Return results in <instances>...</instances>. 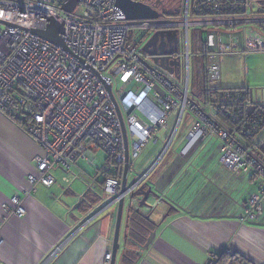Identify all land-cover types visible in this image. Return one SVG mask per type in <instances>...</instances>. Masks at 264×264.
Instances as JSON below:
<instances>
[{
	"label": "built area",
	"instance_id": "2783aa9c",
	"mask_svg": "<svg viewBox=\"0 0 264 264\" xmlns=\"http://www.w3.org/2000/svg\"><path fill=\"white\" fill-rule=\"evenodd\" d=\"M68 1L0 0V111L17 121L47 152L37 159L40 175H30L31 184L52 186L56 181L50 173L53 167L62 170L66 183H71L67 174L79 159L93 164L99 160L97 153L104 151L117 163L114 175L106 179L105 193L117 203L131 201L132 193L145 185L169 153L186 158L208 137H217L221 162L227 168L238 174L255 171L259 189L250 193L242 220L263 219L264 138L258 140L263 150L259 152L258 146L241 140L239 129L250 107H264V97L257 98L248 87L234 90L218 85L222 59L233 53L248 55V29L254 44L261 35L255 27L264 30V12L252 10L253 0H184L178 17L166 23L159 19L131 23L117 0H80L71 13L63 9ZM53 18L64 23L67 49L33 33L47 30ZM164 27L178 29L180 37L179 65L172 72L155 67L141 47L155 29ZM138 32L144 35L137 41ZM234 32L240 43L234 38L231 44L221 42L223 33ZM109 87L127 128L130 157L125 192L126 144ZM189 116L192 122L179 154V135ZM161 131L168 135L160 137ZM152 142H162L156 159L129 183L136 162ZM253 150L258 159L252 156ZM108 163L104 169L112 168ZM72 174L89 189L96 188L97 177L88 180L81 171ZM7 210L19 217L26 212L19 196H14ZM96 216L82 223L40 264H50ZM215 257L211 254L204 264H216ZM105 260L110 263L112 254Z\"/></svg>",
	"mask_w": 264,
	"mask_h": 264
},
{
	"label": "crops",
	"instance_id": "0c3cea01",
	"mask_svg": "<svg viewBox=\"0 0 264 264\" xmlns=\"http://www.w3.org/2000/svg\"><path fill=\"white\" fill-rule=\"evenodd\" d=\"M174 119L175 114L171 120ZM191 122L189 116L179 141L186 140ZM208 142L198 144L186 158L176 152L169 153L146 180L147 189L152 187L157 195L149 197L153 208L143 207L142 211L150 213L158 225L154 241L142 251L137 264H204L212 253L227 250L253 264H264V218L256 223L241 219L249 194L255 191V181L244 175L225 181L217 175L220 168H227L221 160V163L212 159L196 163L194 158L204 152ZM46 155L40 143L17 121L0 111V264H40L96 214L50 264H108L105 257L112 252L117 219V212L108 209L117 202L104 190L102 172L106 161L97 159L90 164L95 168L89 179L97 177L99 181L91 190L95 198L86 200L87 184L82 183L83 189L72 174L74 169L84 173L78 163L67 174L72 178L71 183H66L63 171L53 167L50 173L56 181L52 186L41 182L31 184L30 175H40L37 159ZM148 167L140 169L134 179ZM204 171L210 174L205 175ZM100 186L103 192L99 191ZM14 196L21 198L26 211L23 216L7 210ZM87 201H93L94 206L90 208ZM123 223L118 264L126 248V214Z\"/></svg>",
	"mask_w": 264,
	"mask_h": 264
},
{
	"label": "rangeland",
	"instance_id": "374dc122",
	"mask_svg": "<svg viewBox=\"0 0 264 264\" xmlns=\"http://www.w3.org/2000/svg\"><path fill=\"white\" fill-rule=\"evenodd\" d=\"M255 29L257 32L261 33V35L264 34L263 29H261L259 27H255ZM250 33H251V30L248 29V35H247L248 41H249L248 45L251 48L249 49L250 52L248 53L247 56L242 55V54H240V55L239 54H236V55L230 54V55H228L222 59V83L220 82V85H222L223 87H243V86H246L250 89H254L255 96L257 98H262V97H264V37H263V35L262 36L260 35L258 38V41H255V43L252 44L251 40L253 38L251 37L252 35ZM149 37L150 36H148L144 39V41L141 44V47H143L145 45V43L147 42ZM220 38H221V42L225 43V44H231L233 38L237 39L238 43H240V37L235 32L234 33H223L220 36ZM239 49H240V47L236 48V50H239ZM246 70H247V73H246ZM115 92L117 93L116 87H115ZM119 100H120V98H119ZM210 109H212V108H210ZM209 112H211V111H209ZM165 134H166L165 131L160 132V135H162V136H165ZM181 140L182 139H180V141H179V150H181V148L186 143L185 140H183L182 142H181ZM207 141H209L206 144L207 148L205 147L206 149H204V152L203 151L199 152L198 156L194 158V161L196 163H200L201 161L207 162V159H212V161H215V163H221L220 162L221 156L218 153L220 140L217 137H212V138L208 137ZM132 143L133 142L131 140V144ZM161 147H162V142L157 143V144L152 142L147 146V149L144 152V154H142L140 156V158L138 159V161L136 162L135 172H132L129 176V183L133 182L136 173L140 169H146L150 165V163L154 160L153 158L160 151ZM202 152H203V154H202ZM179 154H180V152H179ZM107 155L108 154L104 151H100L97 153V157L99 159H101L102 162H105L107 160ZM207 155H209V156L206 157ZM181 161H182L181 158H179V163ZM77 163L79 164L78 166H80L82 168V170L84 171L85 177L87 179L90 178L89 175L92 176L94 174V168L95 167L91 166L88 161H86L84 159H79L77 161ZM105 163H107L106 165H109L108 162H105ZM201 164H204V163H201ZM95 165H98V164H95ZM112 167H114V166H112ZM101 170H103V169H101ZM191 171H193V170H191ZM217 172H218L217 175L222 176V178L225 181L226 180L231 181L233 179L242 177V175H238L236 173H231L232 171L228 168H220ZM73 173L79 175L80 171H79V169H74ZM204 174L207 175V174H210V172L204 171ZM70 180H72V178ZM76 183L81 184L83 189H85V186L83 185L85 183L82 179L78 178ZM68 185L69 184L66 185L67 188L69 187ZM99 191L103 192L102 186L99 187ZM129 205H130V201L127 199L125 201V204H124V215L126 214V216L128 214L126 212L129 211ZM118 208H119V204L116 203L112 207H110L108 210L118 212ZM122 226L124 228V223ZM120 251H121V249L118 252L119 257H120ZM121 256H122V254H121ZM119 257L116 260V264H118L120 262Z\"/></svg>",
	"mask_w": 264,
	"mask_h": 264
},
{
	"label": "trees",
	"instance_id": "16d2710c",
	"mask_svg": "<svg viewBox=\"0 0 264 264\" xmlns=\"http://www.w3.org/2000/svg\"><path fill=\"white\" fill-rule=\"evenodd\" d=\"M252 3H253L252 10L254 12H256V13L264 12V0H253ZM204 10L206 12H210V9L207 8V6L204 7ZM204 14L209 15L208 13H204ZM203 33H205V31L202 32L201 34H203ZM133 34H135V33L131 34V36H130L131 38H132ZM138 34H139V37L136 38L137 41L143 37L144 33L138 32ZM202 41H203V38H202ZM218 87L223 88V86L220 84L218 85ZM244 87H246V86L236 87V88H231V89L241 90ZM239 106L241 109L242 106L241 105H239ZM238 111L239 110H237V112ZM241 121H242V124H241L240 129H239V132L241 134V140L247 144L253 143L251 145L258 146L256 149L259 150V152H263V150L260 148V145H258L259 144L258 142L264 138V136L262 134L264 132V107L263 106H257L256 109L250 115L246 114L244 119H242ZM239 124L240 123H237L236 125H239ZM254 141H256V142H254ZM252 153H253L252 154L253 157H255L257 159L259 158V155H255V153H257L256 150H253ZM262 161H263V159H262ZM262 161L260 160V163ZM107 162H110V164L114 167L108 168V169L106 168L103 170L102 174L104 176V180H103L104 187H105L106 179L108 177L114 175V172L116 170L115 164H117L115 159L113 158V156H110V155H107ZM240 175L249 176L250 179L255 181V191H257L259 189L258 182H257V180L254 179L255 178V171L254 170H251L248 173H241ZM98 181H99V179H98ZM144 188H145V190H147L148 187L146 184L144 185ZM91 190L92 189H88V191L86 192V195H85L86 200H93L95 198L91 195V192H92ZM141 198L142 197H139V196L138 197L136 196L135 198H133L132 199L133 203H131V205L129 207V212L127 215V217H128L127 218V224H126V237H125L126 248H125V251L121 257V264H137L138 263L140 255H141L142 251L145 249L148 238L150 237L152 232H155L157 225H158L156 222H154L152 220L150 213L147 214V213H144L142 211L143 207H140ZM99 201H100V199H99ZM87 203H88V206L90 208H92L94 206L93 201H92V203L87 201ZM247 203H248V200H247ZM246 206H247V204H246ZM246 206H245V208H246ZM244 213H245V211H244ZM243 216H244V214H243ZM243 216H242V218H243ZM262 220L263 219H261L257 222H260ZM247 222L256 223L253 221H247ZM212 255L216 256L215 257L216 264H253L252 262L248 261L247 259H245L244 257H242L241 255H239L238 253H235V252H233L232 254H227L224 251L221 254H213L212 253Z\"/></svg>",
	"mask_w": 264,
	"mask_h": 264
},
{
	"label": "water",
	"instance_id": "95a60500",
	"mask_svg": "<svg viewBox=\"0 0 264 264\" xmlns=\"http://www.w3.org/2000/svg\"><path fill=\"white\" fill-rule=\"evenodd\" d=\"M80 0H69L64 6L63 9L65 12L71 13L73 12ZM117 6L124 12L126 15V18L133 23L134 21H145L149 20L152 23H156V20H161L159 23L163 24L166 23L167 21L160 19V14L153 9L150 5L144 2V0H117ZM65 30V26L63 21H61L58 18H53L51 21V24L49 25L47 30H33V33L53 42L54 44L67 49L64 38H63V33ZM163 31H157L155 32L149 40L145 43V45L142 47L143 52H147L150 55L152 53L149 51V48L153 46L154 43H156L157 40L164 38L166 39L167 43L169 41V38H167L165 35L161 36L160 33ZM172 32V31H170ZM164 33V32H163ZM167 33V32H165ZM174 33V31H173ZM161 55L159 56H167V53H160ZM153 56V55H152ZM155 56V55H154ZM166 59L168 57H162V59ZM156 59V58H155ZM168 60V59H167ZM161 69L170 71L172 70L169 68V65H160ZM109 94L111 98L113 99V102L115 104L117 113L119 115L122 128H123V135L125 139V144H126V165H125V174H124V179L122 183V191L125 192L127 189V170H128V163H129V147H128V139H127V128L125 125L124 121V116L121 112V109L119 107L118 101L115 98L113 94L112 87L108 88ZM256 109L255 106H252L248 109V114L250 115L254 110ZM132 112L127 113L129 115ZM151 195H157L152 188L150 187L149 189L145 190L144 185L141 186L139 189H137L134 193H132L131 198H135L136 196L142 197L140 201V207H149L153 208V206L149 203V197ZM124 204L125 200L121 199L119 202V208L117 212V219H116V226H115V235H114V241H113V247H112V260L111 264H116V258H117V253L120 248V238H121V229H122V222H123V215H124ZM128 218V217H127ZM155 232H152L150 237L147 240L145 248H148L150 244L154 241L155 239ZM126 237V235H125Z\"/></svg>",
	"mask_w": 264,
	"mask_h": 264
},
{
	"label": "flooded vegetation",
	"instance_id": "af4514ba",
	"mask_svg": "<svg viewBox=\"0 0 264 264\" xmlns=\"http://www.w3.org/2000/svg\"><path fill=\"white\" fill-rule=\"evenodd\" d=\"M144 2L150 5L153 9H155L160 14V19L165 21H168L173 17L174 18L178 17L179 15L178 13H181L184 4V0H144ZM151 31H149V33ZM157 31L164 32V33L163 32L160 33V35L161 36L165 35L167 38H169L168 43L164 38L157 40L156 43H154L153 46L149 48V51L152 53L153 56L147 52L146 53L144 52V56L146 57L147 60L152 62V64L158 69H161L159 68L161 67L160 65L164 64V65H169V67L172 65V68L170 69L173 70V66L179 65L178 55H179L180 37H179L178 29H171L167 27L158 28L151 33L150 37ZM160 53H167V56H159L161 55ZM162 57H168V58L162 59Z\"/></svg>",
	"mask_w": 264,
	"mask_h": 264
},
{
	"label": "bare ground",
	"instance_id": "6f19581e",
	"mask_svg": "<svg viewBox=\"0 0 264 264\" xmlns=\"http://www.w3.org/2000/svg\"><path fill=\"white\" fill-rule=\"evenodd\" d=\"M35 161H36V160H35ZM106 162H107V160H106ZM106 164H107V163H106ZM74 180H75V179H74ZM74 180H73V181H74ZM151 188H152V187H151ZM155 193H156V192H155ZM151 196H152V195H151ZM137 197H138V196H137ZM108 264H109V263H108Z\"/></svg>",
	"mask_w": 264,
	"mask_h": 264
}]
</instances>
